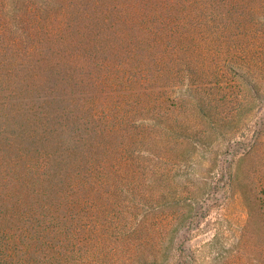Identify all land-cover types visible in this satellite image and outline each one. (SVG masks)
<instances>
[{
    "label": "trees",
    "instance_id": "16d2710c",
    "mask_svg": "<svg viewBox=\"0 0 264 264\" xmlns=\"http://www.w3.org/2000/svg\"><path fill=\"white\" fill-rule=\"evenodd\" d=\"M263 59L264 0H0V264H168L154 212L209 148L262 227Z\"/></svg>",
    "mask_w": 264,
    "mask_h": 264
},
{
    "label": "rangeland",
    "instance_id": "374dc122",
    "mask_svg": "<svg viewBox=\"0 0 264 264\" xmlns=\"http://www.w3.org/2000/svg\"><path fill=\"white\" fill-rule=\"evenodd\" d=\"M256 103L255 109L245 116L239 135L249 139L250 131L261 127L262 147L252 155V168L242 180L255 186L258 195L264 197V100ZM196 153L175 171L173 186L175 191L179 188V193L184 191V195H175L177 199L170 203L162 201L154 212L159 213L160 224L171 227L177 221L185 227L178 234L169 232L177 240L167 255L168 264H188V261L191 264H264V224L257 227L248 223L249 211L238 197L236 188L225 191L217 185L220 162L208 166L212 160L210 156L214 157L212 161L216 159L212 148L206 155L196 156ZM195 193H201V196L194 202ZM193 203L195 205H190ZM192 206L195 211L190 215L191 222L182 221V214ZM207 208L211 211L205 215L203 212Z\"/></svg>",
    "mask_w": 264,
    "mask_h": 264
}]
</instances>
